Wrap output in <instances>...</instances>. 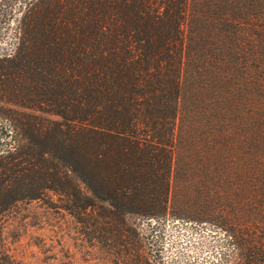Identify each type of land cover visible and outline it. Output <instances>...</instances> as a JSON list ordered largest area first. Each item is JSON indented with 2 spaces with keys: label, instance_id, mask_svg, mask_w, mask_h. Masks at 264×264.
<instances>
[{
  "label": "trees",
  "instance_id": "trees-1",
  "mask_svg": "<svg viewBox=\"0 0 264 264\" xmlns=\"http://www.w3.org/2000/svg\"><path fill=\"white\" fill-rule=\"evenodd\" d=\"M10 33L0 264H27L4 241L7 214L53 196L94 264H157L130 216L167 214L180 113V172L202 143L226 171L250 140L234 127H260L264 150V0H0V39ZM223 226L231 264H264V211Z\"/></svg>",
  "mask_w": 264,
  "mask_h": 264
},
{
  "label": "rangeland",
  "instance_id": "rangeland-1",
  "mask_svg": "<svg viewBox=\"0 0 264 264\" xmlns=\"http://www.w3.org/2000/svg\"><path fill=\"white\" fill-rule=\"evenodd\" d=\"M16 42L12 33L3 36L0 57L12 56ZM180 125L181 113L167 214L156 219L131 215V220L152 247L157 264H231L232 239L223 225H249L263 218L264 150L260 133L256 136L260 127H234L238 137L247 131L250 140L240 145L226 171H220L223 162L219 160L216 169L210 167L202 143L192 151L184 148L185 167L191 163L193 169L188 173L181 169V173ZM59 203L58 196H53L50 202H23L9 212L2 225L7 247L27 264H94L96 256L91 255L89 242L77 240L74 219Z\"/></svg>",
  "mask_w": 264,
  "mask_h": 264
}]
</instances>
